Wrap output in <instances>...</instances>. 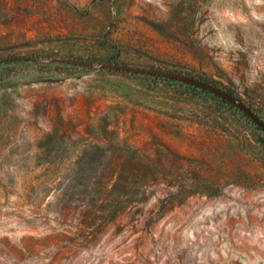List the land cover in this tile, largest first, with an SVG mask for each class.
Instances as JSON below:
<instances>
[{
    "label": "rangeland",
    "instance_id": "rangeland-1",
    "mask_svg": "<svg viewBox=\"0 0 264 264\" xmlns=\"http://www.w3.org/2000/svg\"><path fill=\"white\" fill-rule=\"evenodd\" d=\"M12 55L38 58L0 65V264H264V130L180 81L51 59L184 72L264 119V0H0ZM120 173L138 195L108 193Z\"/></svg>",
    "mask_w": 264,
    "mask_h": 264
},
{
    "label": "water",
    "instance_id": "water-1",
    "mask_svg": "<svg viewBox=\"0 0 264 264\" xmlns=\"http://www.w3.org/2000/svg\"><path fill=\"white\" fill-rule=\"evenodd\" d=\"M22 56L20 55H12L7 57V59H13V58H20ZM26 57V56H25ZM51 59H58V60H64L68 62H73L81 65H88V66H99V67H107V68H114V69H122V70H129L134 72H140V73H153L158 75L167 76L170 78L180 79L186 82H190L196 85H199L203 88H206L224 98L227 100L233 102L237 106H239L241 109H243L248 115H250L261 127L264 128V119L250 106L248 105L241 97L237 96L233 92L224 89L212 82H209L207 80H204L202 78L180 72L175 70H166V69H160V68H152V67H143V66H136L128 63H118V62H99L96 63L91 60H83V59H73V58H58V57H52Z\"/></svg>",
    "mask_w": 264,
    "mask_h": 264
},
{
    "label": "trees",
    "instance_id": "trees-1",
    "mask_svg": "<svg viewBox=\"0 0 264 264\" xmlns=\"http://www.w3.org/2000/svg\"><path fill=\"white\" fill-rule=\"evenodd\" d=\"M22 57L20 58H13V59H7V57L9 56H3V57H0V65L1 64H4L6 62H10V61H14V60H17V59H23V60H29V59H37L38 57L36 56H30V55H20ZM26 56V57H25ZM54 60H58V59H54ZM60 62L62 63H68V61H64V60H59ZM132 72V71H131ZM140 73V72H139ZM159 77H163V78H167V79H170V80H173V81H180L182 83H185L191 87H194V88H200L202 89L203 91L213 95L214 97H217L219 100L221 101H224V102H227L229 103L230 105H233L235 107H237L243 114H245L249 119H251L254 123H256L258 125V127L262 130H264L263 127H261L250 115H248L243 109H241L239 106H237L236 104H234L233 102L227 100L226 98L206 89V88H203L199 85H196V84H193V83H190V82H186V81H183V80H180V79H175V78H170V77H167V76H163V75H158V74H155ZM51 140V137H49V141ZM89 150L85 151V152H88ZM87 160H86V157L85 155H83L80 160H78V164H79V170H83L84 169V165L86 164ZM103 173V170L101 169V167H99L98 169H94L93 170V173L90 175L92 177H88L89 180H91V182L93 183V187H96L99 183V179L102 177V174ZM143 177L141 175H139L138 173H134L132 175H129L128 177H124L122 175V173L119 174V176L116 178V180L114 181L113 183V186L109 189V192L108 193H114L118 190H122L124 188H126L127 190L130 191V193L132 195H138V193H140V189L141 187H143ZM87 186H89V184H87Z\"/></svg>",
    "mask_w": 264,
    "mask_h": 264
}]
</instances>
